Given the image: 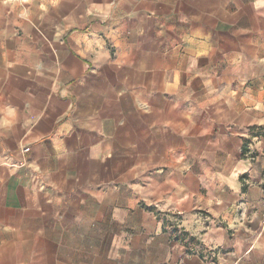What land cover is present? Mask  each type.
I'll return each mask as SVG.
<instances>
[{
    "label": "crops",
    "instance_id": "obj_1",
    "mask_svg": "<svg viewBox=\"0 0 264 264\" xmlns=\"http://www.w3.org/2000/svg\"><path fill=\"white\" fill-rule=\"evenodd\" d=\"M50 257L264 264V0H0V264Z\"/></svg>",
    "mask_w": 264,
    "mask_h": 264
},
{
    "label": "rangeland",
    "instance_id": "obj_2",
    "mask_svg": "<svg viewBox=\"0 0 264 264\" xmlns=\"http://www.w3.org/2000/svg\"><path fill=\"white\" fill-rule=\"evenodd\" d=\"M114 231H117L116 227L113 228ZM91 244V243H90ZM92 246L97 248V251L103 252L104 250L107 249V243L106 242H97V243H92ZM22 260H29V259H22ZM34 260L39 261L40 259L34 258ZM99 261H103V257H98ZM45 264H57L56 263V258L55 257H50L45 261Z\"/></svg>",
    "mask_w": 264,
    "mask_h": 264
},
{
    "label": "built area",
    "instance_id": "obj_3",
    "mask_svg": "<svg viewBox=\"0 0 264 264\" xmlns=\"http://www.w3.org/2000/svg\"><path fill=\"white\" fill-rule=\"evenodd\" d=\"M24 150H25V151H28V150H29V148H25Z\"/></svg>",
    "mask_w": 264,
    "mask_h": 264
}]
</instances>
